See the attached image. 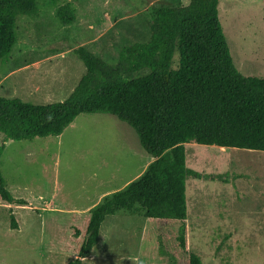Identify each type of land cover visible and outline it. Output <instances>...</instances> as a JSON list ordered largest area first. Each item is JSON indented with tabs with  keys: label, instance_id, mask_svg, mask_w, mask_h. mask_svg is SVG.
<instances>
[{
	"label": "rangeland",
	"instance_id": "1",
	"mask_svg": "<svg viewBox=\"0 0 264 264\" xmlns=\"http://www.w3.org/2000/svg\"><path fill=\"white\" fill-rule=\"evenodd\" d=\"M190 1L16 0L17 42L0 63V96L63 101L86 73L76 48L116 64L125 46L149 40L150 11ZM66 4L76 11L72 24L57 17ZM219 16L238 70L264 77V0H221ZM179 60L176 51L173 68ZM185 147L187 166L202 174L187 180L190 249L205 264H264V151ZM153 159L136 131L109 113L80 114L58 136L8 140L1 172L28 205L0 201V264H70L77 216L139 178ZM178 233V223L121 211L106 217L80 264H185Z\"/></svg>",
	"mask_w": 264,
	"mask_h": 264
},
{
	"label": "trees",
	"instance_id": "2",
	"mask_svg": "<svg viewBox=\"0 0 264 264\" xmlns=\"http://www.w3.org/2000/svg\"><path fill=\"white\" fill-rule=\"evenodd\" d=\"M15 1L0 0V63L17 42ZM220 3L191 0L154 8L149 40L125 46L116 64L85 46L76 48L86 73L63 101L35 104L0 96V161L6 141L58 136L80 114L95 113L115 115L131 126L154 158L139 178L77 216L67 245L76 255L70 264L92 252L106 217L121 211L178 223L185 264H205L189 246L187 180L202 174L187 166L185 144L264 151V77L246 76L236 67ZM57 17L72 24L76 11L66 4ZM176 51L180 60L173 68ZM0 201L28 205L7 189L1 168ZM11 226L18 228L12 212Z\"/></svg>",
	"mask_w": 264,
	"mask_h": 264
},
{
	"label": "crops",
	"instance_id": "3",
	"mask_svg": "<svg viewBox=\"0 0 264 264\" xmlns=\"http://www.w3.org/2000/svg\"><path fill=\"white\" fill-rule=\"evenodd\" d=\"M6 142H7V141H6ZM5 148H6V143H5ZM153 160H154V159H153ZM153 160H152V161H153Z\"/></svg>",
	"mask_w": 264,
	"mask_h": 264
}]
</instances>
